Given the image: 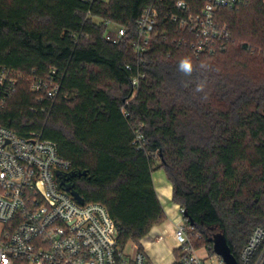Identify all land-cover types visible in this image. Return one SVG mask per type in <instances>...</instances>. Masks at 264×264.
<instances>
[{
  "label": "trees",
  "instance_id": "trees-1",
  "mask_svg": "<svg viewBox=\"0 0 264 264\" xmlns=\"http://www.w3.org/2000/svg\"><path fill=\"white\" fill-rule=\"evenodd\" d=\"M152 1L0 0V72L23 74L0 123L20 136L41 133L73 171L86 172L72 179L75 188L87 203L107 207L121 247L133 242L143 251L141 240L165 221L153 179L164 169L173 201L194 222L195 245L215 254L221 233L242 264L253 231L264 228V1L220 8L217 21L233 41L201 56L176 42L189 35L171 20L173 0L161 2L146 76L132 97L138 21ZM99 17L129 29L120 44L106 40ZM236 50L257 59L244 61ZM185 58L191 72L180 67ZM53 69L60 94L40 100L30 79Z\"/></svg>",
  "mask_w": 264,
  "mask_h": 264
},
{
  "label": "built area",
  "instance_id": "built-area-1",
  "mask_svg": "<svg viewBox=\"0 0 264 264\" xmlns=\"http://www.w3.org/2000/svg\"><path fill=\"white\" fill-rule=\"evenodd\" d=\"M84 1L92 5L99 0ZM163 1L153 0L138 21V69L131 79L132 97L146 76L142 66L148 65L145 54L159 24ZM248 1L173 0L168 7L171 20L189 35L176 42L189 47L197 56L225 52L233 37L227 26L217 21L216 13L220 8H240ZM90 16L92 10L87 18ZM99 20L107 28L108 42L120 44L128 35L126 26L108 18ZM125 67L134 69L132 64ZM22 75L7 67L1 70L0 110L15 93ZM30 83L40 100L44 96L55 100L61 91L56 69L45 76H33ZM142 139L143 135L138 133L137 140ZM72 171V162L60 154L53 140L36 132L20 136L0 123V264H153L144 251L130 253L126 246H120L118 230L104 204H81L65 190L58 172ZM190 226L184 208L180 207L175 229L179 255L174 264H227L218 254H211L209 246L195 245ZM201 251L208 256H202ZM241 262L264 264L263 227L253 231L241 252Z\"/></svg>",
  "mask_w": 264,
  "mask_h": 264
},
{
  "label": "crops",
  "instance_id": "crops-1",
  "mask_svg": "<svg viewBox=\"0 0 264 264\" xmlns=\"http://www.w3.org/2000/svg\"><path fill=\"white\" fill-rule=\"evenodd\" d=\"M153 179L157 194L164 207L166 219L153 226L150 233L141 240V246L153 264H174L179 245L175 229L176 222L180 219L181 206L173 201L174 187L164 169L154 171ZM130 243L135 245L136 251L137 245L133 242Z\"/></svg>",
  "mask_w": 264,
  "mask_h": 264
},
{
  "label": "water",
  "instance_id": "water-1",
  "mask_svg": "<svg viewBox=\"0 0 264 264\" xmlns=\"http://www.w3.org/2000/svg\"><path fill=\"white\" fill-rule=\"evenodd\" d=\"M86 172H75L72 171L69 174H63L58 172V175L61 177V184L66 191L70 192L75 199H77L81 204L85 202V199L75 188V184L72 182V179L76 176L85 175ZM185 216L187 214L185 213ZM190 224L193 225L194 222L191 220ZM214 251L216 254L221 256L227 264H239L237 258L232 254L231 249L228 245L225 235L219 233L214 237Z\"/></svg>",
  "mask_w": 264,
  "mask_h": 264
},
{
  "label": "rangeland",
  "instance_id": "rangeland-1",
  "mask_svg": "<svg viewBox=\"0 0 264 264\" xmlns=\"http://www.w3.org/2000/svg\"><path fill=\"white\" fill-rule=\"evenodd\" d=\"M234 53H236V54H238V58H240V59H242V60H247V61H249V60H256L257 58H256V56H254V54L253 53H247V52H241L240 50L238 51V50H236ZM253 58V59H252ZM252 64V63H251ZM256 69H258V67H256V65H254V66H252L251 67V70L252 71H256ZM262 71L264 72V68H262ZM135 249H136V247H135V245L134 244H132V243H130L129 245H127L126 246V250L128 251V252H130V253H133L134 251H135ZM201 253V255L202 256H208L207 255V253L205 252V251H201L200 252ZM209 261V260H208ZM208 263H210V262H208Z\"/></svg>",
  "mask_w": 264,
  "mask_h": 264
},
{
  "label": "clouds",
  "instance_id": "clouds-1",
  "mask_svg": "<svg viewBox=\"0 0 264 264\" xmlns=\"http://www.w3.org/2000/svg\"><path fill=\"white\" fill-rule=\"evenodd\" d=\"M180 67L185 72H191L192 71V64L188 58H185L184 60L181 61Z\"/></svg>",
  "mask_w": 264,
  "mask_h": 264
},
{
  "label": "flooded vegetation",
  "instance_id": "flooded-vegetation-1",
  "mask_svg": "<svg viewBox=\"0 0 264 264\" xmlns=\"http://www.w3.org/2000/svg\"><path fill=\"white\" fill-rule=\"evenodd\" d=\"M73 182V181H72Z\"/></svg>",
  "mask_w": 264,
  "mask_h": 264
}]
</instances>
